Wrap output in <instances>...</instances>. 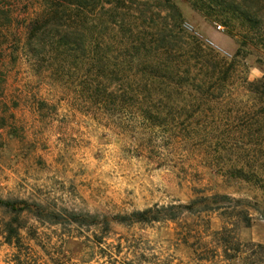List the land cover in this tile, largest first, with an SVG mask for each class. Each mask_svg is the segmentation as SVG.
<instances>
[{
    "label": "rangeland",
    "instance_id": "1",
    "mask_svg": "<svg viewBox=\"0 0 264 264\" xmlns=\"http://www.w3.org/2000/svg\"><path fill=\"white\" fill-rule=\"evenodd\" d=\"M42 1L0 0V197L30 206L0 208V264H264V0H176L230 67L154 129L82 112L81 82L32 66Z\"/></svg>",
    "mask_w": 264,
    "mask_h": 264
},
{
    "label": "trees",
    "instance_id": "2",
    "mask_svg": "<svg viewBox=\"0 0 264 264\" xmlns=\"http://www.w3.org/2000/svg\"><path fill=\"white\" fill-rule=\"evenodd\" d=\"M184 1L201 11L213 2ZM42 3L27 25L28 61L60 83L81 82L78 101L86 114L115 115L120 125L129 115L149 129L163 127L168 104L175 107L181 94L209 89L217 73L224 77L229 70L219 53L188 35L176 0ZM214 200L201 197L196 202L210 206L217 204ZM0 208L21 213L30 206L0 197ZM153 213L148 209L133 216L138 222L159 221Z\"/></svg>",
    "mask_w": 264,
    "mask_h": 264
},
{
    "label": "built area",
    "instance_id": "3",
    "mask_svg": "<svg viewBox=\"0 0 264 264\" xmlns=\"http://www.w3.org/2000/svg\"><path fill=\"white\" fill-rule=\"evenodd\" d=\"M221 28V27H220Z\"/></svg>",
    "mask_w": 264,
    "mask_h": 264
}]
</instances>
